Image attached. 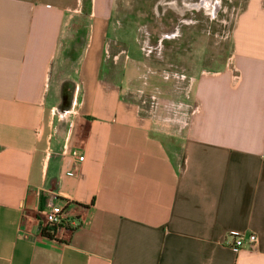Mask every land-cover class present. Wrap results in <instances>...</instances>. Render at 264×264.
I'll list each match as a JSON object with an SVG mask.
<instances>
[{"label":"crops","instance_id":"crops-1","mask_svg":"<svg viewBox=\"0 0 264 264\" xmlns=\"http://www.w3.org/2000/svg\"><path fill=\"white\" fill-rule=\"evenodd\" d=\"M87 2L0 0V264H264V0L173 120L105 77L115 0ZM51 209L67 221L49 238ZM233 234L257 243L235 252Z\"/></svg>","mask_w":264,"mask_h":264},{"label":"rangeland","instance_id":"rangeland-1","mask_svg":"<svg viewBox=\"0 0 264 264\" xmlns=\"http://www.w3.org/2000/svg\"><path fill=\"white\" fill-rule=\"evenodd\" d=\"M246 1L115 0L105 77L129 95L136 92L160 119L173 120L172 106L180 95H191L197 76L230 66L232 30ZM83 22L74 20L59 51L69 74L84 40Z\"/></svg>","mask_w":264,"mask_h":264},{"label":"built area","instance_id":"built-area-1","mask_svg":"<svg viewBox=\"0 0 264 264\" xmlns=\"http://www.w3.org/2000/svg\"><path fill=\"white\" fill-rule=\"evenodd\" d=\"M154 98H151L153 101ZM145 104V101H143ZM150 109L153 106L149 105ZM193 111H195L193 109ZM192 111V113H193ZM41 215V220L38 223V230L41 235L44 234L53 237L55 230L59 226H63L66 223L65 213L60 210L51 209L49 211H42L39 213ZM231 249L235 252H239L244 248L254 247L257 243V237L254 234L244 235V234H233L232 236Z\"/></svg>","mask_w":264,"mask_h":264},{"label":"trees","instance_id":"trees-1","mask_svg":"<svg viewBox=\"0 0 264 264\" xmlns=\"http://www.w3.org/2000/svg\"><path fill=\"white\" fill-rule=\"evenodd\" d=\"M88 3V2H87ZM85 12H87V9H86V11ZM72 55V54H71ZM71 55H70V57H71ZM44 236L45 237H49V238H51L50 236H48V235H46V234H44Z\"/></svg>","mask_w":264,"mask_h":264}]
</instances>
